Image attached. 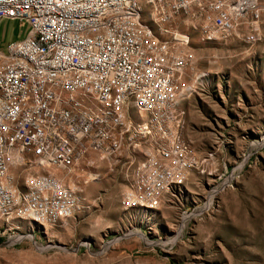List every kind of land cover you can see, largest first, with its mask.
I'll return each instance as SVG.
<instances>
[{
  "label": "built area",
  "instance_id": "built-area-1",
  "mask_svg": "<svg viewBox=\"0 0 264 264\" xmlns=\"http://www.w3.org/2000/svg\"><path fill=\"white\" fill-rule=\"evenodd\" d=\"M263 11L259 0H0V19L28 25L0 48L3 243L32 238L5 236L23 223L46 227L74 212L79 195L52 168L71 174L91 152L110 158L142 147L125 168L120 202L145 210L190 170L205 172L211 152L197 154L180 133L179 84L193 52L171 22L187 16L205 40L251 43ZM12 164L24 166L21 184ZM233 171L184 217L211 211Z\"/></svg>",
  "mask_w": 264,
  "mask_h": 264
},
{
  "label": "rangeland",
  "instance_id": "rangeland-1",
  "mask_svg": "<svg viewBox=\"0 0 264 264\" xmlns=\"http://www.w3.org/2000/svg\"><path fill=\"white\" fill-rule=\"evenodd\" d=\"M171 24L190 35L193 57L179 84L180 133L197 154L211 152L205 172L190 170L158 207L145 210L120 202L125 168L134 153L141 157V146L124 145L110 158L91 152L71 174L52 168L75 188L79 205L55 225L23 223L7 231L32 238L0 242V264H264V11L251 43L236 35L205 40L183 15ZM27 28L1 18L0 48ZM232 169V185L212 210L184 217ZM24 171L9 168L20 184Z\"/></svg>",
  "mask_w": 264,
  "mask_h": 264
},
{
  "label": "crops",
  "instance_id": "crops-1",
  "mask_svg": "<svg viewBox=\"0 0 264 264\" xmlns=\"http://www.w3.org/2000/svg\"><path fill=\"white\" fill-rule=\"evenodd\" d=\"M0 238H2V241H1V242H3V240H4V237L0 235Z\"/></svg>",
  "mask_w": 264,
  "mask_h": 264
},
{
  "label": "trees",
  "instance_id": "trees-1",
  "mask_svg": "<svg viewBox=\"0 0 264 264\" xmlns=\"http://www.w3.org/2000/svg\"><path fill=\"white\" fill-rule=\"evenodd\" d=\"M2 241V238H0V242Z\"/></svg>",
  "mask_w": 264,
  "mask_h": 264
},
{
  "label": "bare ground",
  "instance_id": "bare-ground-1",
  "mask_svg": "<svg viewBox=\"0 0 264 264\" xmlns=\"http://www.w3.org/2000/svg\"><path fill=\"white\" fill-rule=\"evenodd\" d=\"M93 176L97 177V175H93Z\"/></svg>",
  "mask_w": 264,
  "mask_h": 264
}]
</instances>
